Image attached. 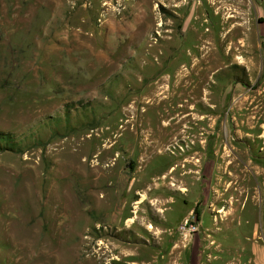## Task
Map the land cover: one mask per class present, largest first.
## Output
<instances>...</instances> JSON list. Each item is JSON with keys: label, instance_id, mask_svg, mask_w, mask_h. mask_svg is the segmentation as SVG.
Returning a JSON list of instances; mask_svg holds the SVG:
<instances>
[{"label": "rangeland", "instance_id": "374dc122", "mask_svg": "<svg viewBox=\"0 0 264 264\" xmlns=\"http://www.w3.org/2000/svg\"><path fill=\"white\" fill-rule=\"evenodd\" d=\"M0 264H264V0H0Z\"/></svg>", "mask_w": 264, "mask_h": 264}, {"label": "bare ground", "instance_id": "6f19581e", "mask_svg": "<svg viewBox=\"0 0 264 264\" xmlns=\"http://www.w3.org/2000/svg\"><path fill=\"white\" fill-rule=\"evenodd\" d=\"M227 1V0H226ZM224 3V2H223ZM238 4V3H237ZM236 5V4H235ZM245 17V16H244ZM231 18H233V15H231V16H229V19H228V21H230V19ZM227 21V20H226ZM244 23V22H243ZM224 25V24H223ZM242 32H247L246 30H245V27H244V25H236L235 27H233L229 32H228V34H227V36H226V39L227 38H229V36L231 35V34H234V36L235 35H239L240 33H242ZM224 38V37H223ZM248 38H249V36H248ZM231 40V39H230ZM234 40V39H233ZM247 39H241L240 40V42L238 41V43L239 44H241V46H247ZM233 43V42H232ZM231 43V44H232ZM237 43V44H238ZM236 44L235 43H233V45L232 46H235ZM241 49V48H240ZM243 51V50H242ZM242 53V52H241ZM240 63V62H239ZM244 63V62H243ZM183 76V75H182ZM217 108V107H216ZM180 109L182 110V112L181 113H179L178 115H177V118H178V122H177V124H184V123H187V120L189 119V116L188 115H185V116H183V113L186 111V109H188V107L187 106H181L180 105ZM200 120V119H199ZM197 121V120H196ZM200 122H206V118H202L201 119V121ZM184 127V126H183ZM187 133V129L185 128H183V131H181V133L180 134H186ZM206 134H208V133H206V132H204V134L203 135H206ZM219 135V134H218ZM201 145V144H200ZM204 145L206 146L207 145V141H205V143H204ZM225 150V149H224ZM226 151V150H225ZM221 147H218L217 148V151H216V154L218 155V156H221ZM226 156V155H225ZM224 156V157H225ZM230 157V156H229ZM230 159V158H229ZM223 162V161H222ZM190 163V162H189ZM189 163H188V165H189ZM98 164V163H97ZM234 164V163H233ZM186 165V164H185ZM195 165V164H194ZM193 165V166H194ZM196 166V165H195ZM183 166L181 165V166H178V167H173L172 168V170H171V173L172 172H174L175 170H178L179 168H182ZM185 167V166H184ZM187 167V166H186ZM185 167V168H186ZM178 168V169H177ZM229 169V168H228ZM234 169H236V168H234ZM228 171V170H227ZM235 172V171H234ZM242 173V172H241ZM243 174V173H242ZM241 174V175H242ZM228 175V174H227ZM230 175H232V174H230ZM238 176V175H237ZM245 176V175H244ZM243 176V177H244ZM182 177L183 178H189V179H191V178H193L194 177V175H193V173L192 172H187V173H185V174H182ZM231 177V176H230ZM239 177H240V175H239ZM187 179H186V181H187ZM192 180V179H191ZM237 180V179H236ZM241 180V179H240ZM239 180V181H240ZM247 180V179H246ZM242 181V180H241ZM192 182H193V180H192ZM236 183V182H235ZM175 186V185H174ZM236 186H237V184H236ZM251 201V200H250ZM142 201H139L138 203H141ZM150 228V227H149ZM152 230V229H151ZM176 249V248H175Z\"/></svg>", "mask_w": 264, "mask_h": 264}, {"label": "built area", "instance_id": "2783aa9c", "mask_svg": "<svg viewBox=\"0 0 264 264\" xmlns=\"http://www.w3.org/2000/svg\"><path fill=\"white\" fill-rule=\"evenodd\" d=\"M188 224V222H186V224L185 225H187ZM191 227L190 228H195V227H193L192 225H190Z\"/></svg>", "mask_w": 264, "mask_h": 264}]
</instances>
